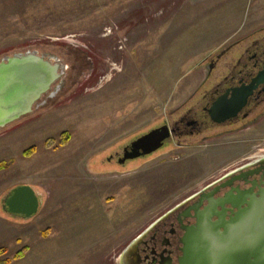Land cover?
<instances>
[{"label": "rangeland", "instance_id": "rangeland-1", "mask_svg": "<svg viewBox=\"0 0 264 264\" xmlns=\"http://www.w3.org/2000/svg\"><path fill=\"white\" fill-rule=\"evenodd\" d=\"M261 29L264 0H0V60L36 51L70 68L64 91L0 130V262L26 247L11 264H109L185 192L264 151L263 122L125 165L113 157L186 100L204 59ZM65 132V147L44 148ZM19 186L41 204L29 219L4 208Z\"/></svg>", "mask_w": 264, "mask_h": 264}, {"label": "flooded vegetation", "instance_id": "flooded-vegetation-1", "mask_svg": "<svg viewBox=\"0 0 264 264\" xmlns=\"http://www.w3.org/2000/svg\"><path fill=\"white\" fill-rule=\"evenodd\" d=\"M263 65L264 29L235 40L204 59L199 64L202 68L199 84L183 103L168 113L162 124L153 128L168 126L170 138L164 142V145L171 140L180 149L191 148L208 139L241 134L262 124L264 83L252 89L245 103L236 110L235 114L219 125L212 121L209 110L219 99L223 97L230 99L233 91L243 86L247 87L256 78ZM67 66L65 65L64 72L70 69ZM61 79L42 98V102L46 103L52 99L50 95L56 87H59V90L55 95L64 91L66 80ZM131 143L113 156L116 163L125 165L143 158H129ZM225 197H238L254 204L252 224L255 235L253 240H249L253 245L249 249L248 261L250 264H256L258 217L264 220V151L230 164L221 173L211 176L203 186L185 192L174 204L148 223L141 225L136 233L131 234L127 242L115 251L109 264H180L179 260L183 256L184 248L182 239L186 230L196 224V215L206 209H210L213 215L215 211L213 207ZM220 210L218 208L217 212ZM233 212L235 213L236 209ZM230 217L231 213L227 212L224 221L227 222ZM217 221L218 218L213 215L211 222ZM233 247L234 264H241L243 253L240 233Z\"/></svg>", "mask_w": 264, "mask_h": 264}, {"label": "water", "instance_id": "water-1", "mask_svg": "<svg viewBox=\"0 0 264 264\" xmlns=\"http://www.w3.org/2000/svg\"><path fill=\"white\" fill-rule=\"evenodd\" d=\"M232 47V46H231ZM230 48V47H229ZM228 48V49H229ZM227 49V50H228ZM65 71V66L55 57H45L36 51L16 53L0 60V130L31 115L43 105L42 98L49 93ZM264 83V65L256 78L247 87L233 91L231 98L223 97L215 102L209 115L219 125L233 116L246 101L252 89ZM59 87L50 95L52 98ZM170 138L168 126L152 129L131 143L129 158L137 159L157 152ZM127 151V149H126ZM128 152V151H127ZM252 202L244 199L225 197L217 202L214 214L218 221L212 223L210 209L196 215V224L187 229L182 239L183 256L180 264H234V241L241 235L242 261L250 264L249 249L253 242ZM41 204L38 195L28 186H19L6 195L4 208L10 214L29 219L38 214ZM243 207V208H242ZM221 210L217 212V209ZM236 209L234 213L233 210ZM227 212L230 219L224 221ZM256 234L257 262L264 264V220L258 217ZM223 230V232H220ZM218 252V253H217Z\"/></svg>", "mask_w": 264, "mask_h": 264}, {"label": "trees", "instance_id": "trees-1", "mask_svg": "<svg viewBox=\"0 0 264 264\" xmlns=\"http://www.w3.org/2000/svg\"><path fill=\"white\" fill-rule=\"evenodd\" d=\"M69 134L68 133H62L58 140H53V139H48L45 143H44V148L49 150V149H56V148H63L67 145V143L69 142ZM35 153V148H29L28 150H25L24 152H22V157L23 158H30L33 154ZM9 167V163H0V171L6 170ZM46 236V235H44ZM6 249H0V256H3L6 253ZM28 249L26 247L21 248L14 256L11 260H4L2 262H0V264H11L12 261H16V260H20L23 257H25V255L27 254Z\"/></svg>", "mask_w": 264, "mask_h": 264}, {"label": "crops", "instance_id": "crops-1", "mask_svg": "<svg viewBox=\"0 0 264 264\" xmlns=\"http://www.w3.org/2000/svg\"><path fill=\"white\" fill-rule=\"evenodd\" d=\"M256 20H259V18H257Z\"/></svg>", "mask_w": 264, "mask_h": 264}]
</instances>
